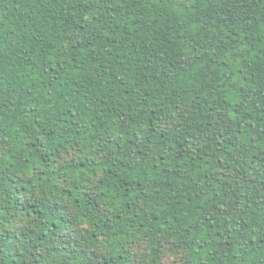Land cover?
<instances>
[{"label":"trees","instance_id":"trees-1","mask_svg":"<svg viewBox=\"0 0 264 264\" xmlns=\"http://www.w3.org/2000/svg\"><path fill=\"white\" fill-rule=\"evenodd\" d=\"M0 264H264V0H0Z\"/></svg>","mask_w":264,"mask_h":264}]
</instances>
